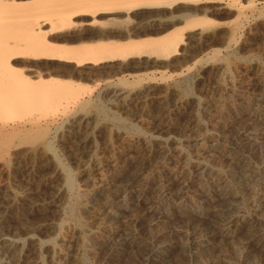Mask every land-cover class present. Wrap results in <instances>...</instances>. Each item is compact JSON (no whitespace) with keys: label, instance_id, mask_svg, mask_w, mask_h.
<instances>
[{"label":"rangeland","instance_id":"374dc122","mask_svg":"<svg viewBox=\"0 0 264 264\" xmlns=\"http://www.w3.org/2000/svg\"><path fill=\"white\" fill-rule=\"evenodd\" d=\"M18 1L0 21L57 12L56 0ZM252 1L245 12L206 14L192 32L175 25L179 55L143 58L123 73L80 78L51 63H10L32 81L40 73L64 85L42 106L8 109L9 126L30 117L35 135L48 130L35 142L23 131L0 148V236L18 240L17 264H264V0ZM198 31L201 41L188 39ZM4 33L14 40L18 31ZM211 54L230 58L229 68ZM87 102L103 104L105 117L80 110ZM72 194L82 196L84 230L63 215ZM4 249L0 264H13Z\"/></svg>","mask_w":264,"mask_h":264},{"label":"bare ground","instance_id":"6f19581e","mask_svg":"<svg viewBox=\"0 0 264 264\" xmlns=\"http://www.w3.org/2000/svg\"><path fill=\"white\" fill-rule=\"evenodd\" d=\"M17 1L18 0H0V12L18 9L22 6V4ZM56 1V3H58V6L56 7L57 12H16V16L14 15L9 18H3V20L0 21V148L7 145L11 139L16 138L23 131L25 132L22 137L25 141L35 142L34 139L38 140V138H35L38 136L39 139L43 138L48 130L41 131L40 133H37V135L34 133L36 131L33 130L32 132L31 130L32 127H34V122H37L36 118L30 119L29 117L27 120H24L23 122L21 121V123L16 122V124L9 126L8 124L12 120L9 118L11 115L10 111L12 112V110L9 111L8 109L11 108L15 111H22L25 107H36V105L42 106L43 104L41 103L45 101V98L51 90H56L58 92L57 89L60 90V88L64 86H61V83L57 81H47L49 79H42L43 76L42 74L40 75V73H36L37 75L33 73L35 75H33L34 78L37 80L36 82L32 81L31 78L33 77L30 78L29 76H26V74L24 75L21 71H18L19 69H16V67L10 64L12 61L28 59L34 62H43L46 65L51 63L55 68L58 67L69 69L68 71L71 70L76 73V76H80V78H83L81 76L86 75V73L89 74V71L92 70H95L96 72L121 70L123 73V70L125 69L129 70L140 68L142 66L141 64L145 60H142L143 58L154 59L155 57L157 59L167 60L179 55V53H181L182 31L184 32L185 30H189V32H192L198 27H201V18H205L206 14H217L219 12H245L252 8L254 9L252 0H248L246 5H243L242 0ZM48 4V6L53 5L51 3ZM48 10L52 11V9ZM118 20L119 22H117ZM125 21H127V23L122 25V22ZM179 24L184 25V29L180 27L182 31H173V29H175L174 26L176 25V27H179ZM169 27L172 28L168 32L167 30ZM11 28H16L18 31L17 36L14 35V37H17L14 40L5 38L6 33H4V30ZM160 30L168 33L163 35L161 39L158 38V41L149 39L151 34H156ZM199 31L198 33H192L187 36L188 39L201 41L203 39V35ZM53 35H56L54 40H52L53 38L51 40L47 39V36ZM233 37L234 36H231L232 40L234 39ZM84 41L89 42L85 47L76 48L74 45L76 43L80 44ZM215 55H213V60L216 59L217 62L227 68L230 64V58L226 57L219 60V58L215 57ZM232 57L237 59L234 55ZM209 59L211 58L209 57ZM52 65H50V67H52ZM33 67L37 69L38 65L35 64ZM68 71L65 70V72L69 74ZM126 82L121 80L120 84L128 86V83ZM134 83L135 82L130 85H133ZM35 89L39 91L42 89L43 91L41 90V93L34 95L31 91ZM54 96L55 95H53V98ZM48 99H50L49 95ZM102 105L98 102H87L83 105L81 104L79 109L86 111V109H88L87 107H90L98 112L99 115H103L105 117L107 113L104 108H102ZM3 107H9L6 108L9 111L8 114L5 113L6 109H3ZM17 116L18 115H16V117ZM112 119L113 121L119 123L122 121L120 118H116L114 116ZM133 127L139 131V133H143V131L141 132L138 127ZM50 145L45 144V148L50 150ZM59 170H61V167ZM59 172L63 180V189L66 193H72L73 182L70 172L66 170H61ZM116 174L117 173L113 175L115 176ZM105 178L107 179V177ZM105 186L107 187V185ZM92 196V194L89 195L90 198ZM67 200L68 202L65 204L66 206L63 211L66 221L75 223L83 230L86 229L87 224L81 216L83 213L82 196L80 194H72ZM88 210L90 213H95L98 210V207L93 206ZM66 221H64V223ZM64 223L58 225L54 230L58 232L64 227ZM0 245L5 248V254L10 261L13 264H17L16 247L18 245V240L14 237L7 238L0 236Z\"/></svg>","mask_w":264,"mask_h":264}]
</instances>
